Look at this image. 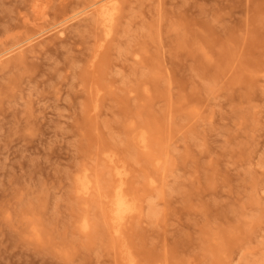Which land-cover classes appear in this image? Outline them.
Segmentation results:
<instances>
[{
	"label": "rangeland",
	"instance_id": "obj_1",
	"mask_svg": "<svg viewBox=\"0 0 264 264\" xmlns=\"http://www.w3.org/2000/svg\"><path fill=\"white\" fill-rule=\"evenodd\" d=\"M95 1L0 0V264H264V0Z\"/></svg>",
	"mask_w": 264,
	"mask_h": 264
},
{
	"label": "bare ground",
	"instance_id": "obj_2",
	"mask_svg": "<svg viewBox=\"0 0 264 264\" xmlns=\"http://www.w3.org/2000/svg\"><path fill=\"white\" fill-rule=\"evenodd\" d=\"M225 2L226 7H237L234 4H230L228 6V3L230 0H222ZM101 2V4L93 10V15H94V24H98V26H101L102 31L104 35L107 37L112 33V27L114 25L115 21V15L118 10V2L119 0H96L92 4L88 5L85 9H82L79 12H76L72 17L76 18L81 14L87 13L91 7H93L96 3ZM61 32V31H60ZM31 38H28L26 40L27 43H30L32 40ZM25 43H20L17 45V48H20L24 45ZM103 47V44L99 43L98 47L96 48L93 58L99 57L100 56V49ZM12 50L8 49L0 53V58L6 56L9 54ZM24 52H19V55L10 57L3 61L2 66H6L8 63L11 61H14L15 63H18V66L23 64V55ZM34 69V68H32ZM33 72V71H31ZM134 133V132H133ZM136 137V142L138 145H140L144 150H147L149 147L148 144V135L146 130L142 129L138 132H135L133 134ZM110 162L113 161L112 156H108ZM159 160L157 159V163ZM115 184L112 189L111 195H102V197L106 200H104L106 206V213L109 214V218L112 222V231L116 235H120L121 229L124 225V220L129 214L134 213L137 210V201L135 198H133L129 193L125 191V183H126V170L122 169L119 166H115ZM87 170L85 169L83 171V174H81L77 178V192L83 195H88L92 189V180L87 174ZM153 182V181H152ZM90 227L89 221L84 217V221L81 223V229L83 231H88ZM124 264H136L134 260L128 256L125 255L123 256Z\"/></svg>",
	"mask_w": 264,
	"mask_h": 264
}]
</instances>
